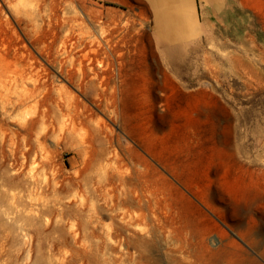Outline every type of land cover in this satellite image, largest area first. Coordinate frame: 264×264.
<instances>
[{"label": "rangeland", "instance_id": "374dc122", "mask_svg": "<svg viewBox=\"0 0 264 264\" xmlns=\"http://www.w3.org/2000/svg\"><path fill=\"white\" fill-rule=\"evenodd\" d=\"M47 2L95 47L40 58L62 110L42 152L18 126L52 104L0 93V264H264V0H187L175 29L156 0ZM53 186L64 215L37 210Z\"/></svg>", "mask_w": 264, "mask_h": 264}, {"label": "bare ground", "instance_id": "6f19581e", "mask_svg": "<svg viewBox=\"0 0 264 264\" xmlns=\"http://www.w3.org/2000/svg\"><path fill=\"white\" fill-rule=\"evenodd\" d=\"M156 1L157 6L160 8V17H158L157 20L159 22L158 24L161 25L160 27L164 28L166 26L175 29L180 20H187L190 18V12L193 7L185 5L187 4V0H180L178 4L173 3L174 5L171 3L172 0ZM67 24L68 19L60 15L56 5L47 2V0H0V93L3 94L2 108L8 112L9 108L15 109L28 101H35L33 104L37 105L52 104L53 108L48 107L44 109L40 118H32L33 120L31 119L32 121L30 123L18 126L24 133H32L39 122L40 124L43 123L41 132L37 137L41 152L47 148V141L50 136L49 126L44 125V123L46 124L47 120L51 117L53 119V117L57 116L62 110L59 102L56 101L53 96V87L49 83L52 78V73L49 68L43 65L40 58L50 66L54 68L58 67V69L62 71L66 63H69V65L74 63L73 51L80 45L87 48L82 53L83 59H80L81 61L86 60L88 62L91 58L90 53L92 48L95 47L91 48L93 38L91 37L92 34L90 31H86V35L83 36L85 40H80V43L74 40V29L68 28L65 33L62 34V30L67 27ZM190 31L192 30L190 29ZM160 34L162 35L161 32ZM171 39L173 38L171 37ZM71 68L66 70L69 78L72 77V75H74L73 72H75V70L72 72ZM13 91L18 93L16 99H11L9 95V93ZM46 106L44 107L46 108ZM61 135H57L56 137L57 144L64 138ZM25 137H27V135ZM23 155L26 159L29 158L31 149H25ZM34 162L36 161L34 160ZM32 173L30 174L32 175ZM35 188H37L36 191L39 190L38 193L40 194H44L47 191L39 185ZM49 188L55 197L51 202L43 198L44 201L36 205L38 212L40 214H45L57 211L59 215H64L66 212L61 208V205H59L60 209L55 207L61 203L60 190L56 186ZM39 196L37 199L42 200ZM57 220L58 219H56V221ZM73 232H75V230ZM98 240L102 239L98 238ZM50 245L52 249H55L56 244L54 242ZM134 249L135 248H133V250ZM69 259L73 260V257ZM252 261L257 262L255 259H252Z\"/></svg>", "mask_w": 264, "mask_h": 264}]
</instances>
